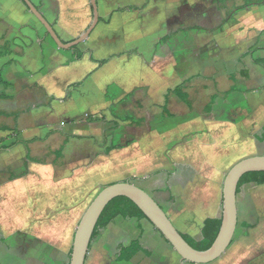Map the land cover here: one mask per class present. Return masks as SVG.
Segmentation results:
<instances>
[{
    "label": "crops",
    "instance_id": "0c3cea01",
    "mask_svg": "<svg viewBox=\"0 0 264 264\" xmlns=\"http://www.w3.org/2000/svg\"><path fill=\"white\" fill-rule=\"evenodd\" d=\"M32 1L40 6L64 41L77 38L92 22L90 0ZM195 3L197 0H98L100 18H110V22L99 21L88 39L78 46L85 52L84 57L66 64L73 53L60 49L51 37H45L43 25L21 0H0V46L9 42L13 51L0 58L2 76L13 84L0 91L12 96L0 99V107L20 97L27 98L25 102L28 103L17 112L0 108L1 112L9 114L6 117L12 123V118L17 123L9 129L0 128V136L6 138L0 140V236L3 234L7 244L15 242L8 252L0 254L1 264H8L9 258L15 257L13 247H18L20 242L29 246L33 241L44 245L53 261L58 253L62 264H69L75 232L87 209L85 200L89 193L84 191L88 185L90 192L100 184L143 177L155 169L151 159L142 156L143 144L134 132L136 126L125 117L131 114L143 118L128 110L143 112L148 105L151 111L157 105L155 97L158 94L164 97L163 110L168 91L183 81H186L185 91L190 94L194 106L191 91L194 77L185 74L180 82L167 87L159 84L158 78L165 68L167 72L169 67H176L169 56L159 53L160 46L177 34L186 33H177V30L190 27L189 24H182L179 18L176 24L174 18L181 6ZM229 24L233 27L235 24V28H230L233 33L228 44L229 50L235 51L229 58L233 64L220 57L207 67L202 65L203 73H212L206 76L198 71V79L202 81L201 84L198 80L201 99L204 102L208 98V101L198 118L184 124L187 128L167 133L168 143L174 146L170 151L171 162L193 168L196 173L210 164L225 174L224 170L247 152L252 153L250 156L264 155V18L260 16L255 31L249 32V8H246L238 11ZM193 26L203 33L216 31L203 25ZM165 36L170 38L163 42ZM239 45L246 47L240 54ZM129 51L131 53H127ZM163 56L166 63L160 69L159 60ZM106 59H109L107 63L99 64ZM34 87L41 92L34 95L31 90ZM215 96L213 117L206 119L204 108ZM168 98L169 105L175 99L181 102L174 93L168 94ZM39 103L43 106L42 112L28 108L31 105L34 109ZM58 108L63 109L69 124L58 123L62 122L61 110L58 114L55 112ZM32 120L41 122L38 129L45 130L31 129L37 124L24 126ZM22 123L23 127H19ZM121 126L126 137L121 136L123 140L113 143L114 134L110 131ZM129 128L133 130L130 132ZM127 132L132 135L127 136ZM18 135L27 142L28 148L25 144L9 147ZM66 136L69 140L63 149V162L57 166L56 152ZM180 136L185 139L179 141ZM53 141L59 142L56 145ZM4 145L7 148L3 149ZM112 145L119 147L108 152ZM21 147L24 149L18 154H22L18 166L9 160ZM49 153L55 154V158L48 160L41 156ZM27 154L31 161H27ZM21 164L28 165V174L9 179L13 173L23 171H19ZM249 185L264 187L250 183L245 185L247 191ZM141 187L163 207L147 187ZM147 221H140V224H151ZM45 229L52 233L64 232L65 244L48 237ZM18 236H23L22 240ZM21 255L19 260L23 259Z\"/></svg>",
    "mask_w": 264,
    "mask_h": 264
},
{
    "label": "rangeland",
    "instance_id": "374dc122",
    "mask_svg": "<svg viewBox=\"0 0 264 264\" xmlns=\"http://www.w3.org/2000/svg\"><path fill=\"white\" fill-rule=\"evenodd\" d=\"M241 3L242 0H227L226 5L232 7L234 4ZM225 12L226 10L223 9V5L215 3L214 0H197V3L193 5L181 6L179 14L174 18L176 24H179L176 19L179 18L182 24H189L187 26L203 25L208 29L216 31L213 33H203L202 31L193 30L184 34H177L169 42L164 43L165 45L161 44L160 46L159 53L169 56L173 61V66L176 67H169L167 72L165 71L166 68L161 71L159 73L158 83H163V85L167 87L168 85L173 86L180 82L185 74L186 76L194 77L195 85L191 90L192 96L195 99L193 108L189 109L183 103L176 101L177 99L172 100L171 105H169V112L172 114V116H170L162 110L164 97L162 94H158L155 97L157 105L156 107L153 106L151 111H148V105H146L143 112L139 110L134 111L132 108L128 110L130 113H135L136 116H142L146 119H144L141 126H136L134 132L137 135V139L143 144L141 148L143 152L142 156L150 158L152 168H155L143 177H129L128 179L140 186L147 187V189H149L160 201L165 211H168L171 215L175 226L182 233L191 234L193 236H198L210 219H221L225 176L228 170L237 161L252 154L247 152L246 155L236 159V162H232L230 166L224 170L225 174L219 173V170L210 164H205V169L196 173L193 168L185 165L177 166V164H173L170 159V151L174 146L168 143L167 133L175 132V130L181 128H187L184 124L198 118L199 113L204 107V103L208 101V98H206L204 102L201 99L202 94L200 91L202 81L198 79L200 75L198 71L201 70L202 65L207 67L209 64H213L215 59H219L220 57L221 60L226 58L225 60L230 63L229 58L235 53L234 50H229L228 48L229 36L233 33L230 28H235V24L233 27L229 23H223ZM260 16L264 18V4L252 5L249 7V32L252 30L255 31V25L260 19ZM219 26H222V31L218 30ZM241 29L242 31L244 30L243 27H241ZM42 32H45L44 27H42ZM250 43L251 41H249V44ZM245 49L246 47L241 45L237 47L239 54ZM165 61L166 58L164 56L160 57V69L165 66ZM230 64L232 65L233 63L231 62ZM171 68H175L174 71H171ZM200 72L201 74L203 73L202 70ZM203 74L208 76L212 73L208 72ZM172 77L176 78L173 80L171 79ZM198 80L201 81V84ZM1 90H3V88L0 87V91ZM12 90L16 91V89H9L10 92ZM31 90L34 95H36V92H41L38 87L31 88ZM26 100L27 98L20 97L18 101L16 100L13 103L9 102L10 104L4 102L0 108L9 111L16 110L17 112L20 108L28 106V103L25 102ZM28 108L32 111L38 109L37 112H42L43 106L39 103L34 109H31V105ZM59 110H61L60 120H62V122L60 121L58 123L69 124V119L63 109H56V114L60 112ZM12 120L13 123L9 117L0 115V128L5 130L6 128L9 129L17 126L15 119L12 118ZM40 123L37 120H32L25 124L22 123L19 127H23V124L24 126L37 124L38 126L31 127V129H38V127L40 128ZM87 129L83 131H87ZM44 130L45 129H38L36 132H43ZM132 130L133 129H130L129 131L131 132ZM188 132H191V130ZM110 133L114 134V138L111 139L113 143L118 142V140H123L121 136L126 137L122 126L116 130H111ZM127 134V136L132 135L128 132ZM2 138L3 137L0 136V140ZM5 139L6 138H3L1 142ZM181 139L185 138L180 136L178 140L180 141ZM53 142L57 145L59 141ZM21 148L13 152L14 157L9 160L12 164L14 162L15 165L19 166V161H22V154H20L21 156L18 155L19 152L24 149V147ZM258 153L262 152L258 151ZM41 156L48 160L55 158V154L53 153ZM62 162L63 157L57 158V166H60ZM21 165L22 167H19L21 169L19 171L24 170L25 165ZM106 184L109 183L100 184L90 192L88 185L87 189L84 191L85 194L89 193L85 200L86 208L97 195L100 188ZM250 186L251 185H249V191H247V186H243L239 194V226L231 246L221 258L209 264H264V187ZM159 190H161V192ZM145 220H142V222H145ZM45 232L48 237H53V239L61 244H65L64 232L52 233L49 229H45ZM159 234L157 229L151 224L147 223L145 226L142 223L141 231L135 219L118 216L108 226L99 229V235L92 241L86 264H193L183 261L173 246L162 236L160 237ZM18 238L22 240L21 238H23V236H18ZM138 238L144 245V249L139 251L130 261H119L118 257L122 247L128 246L132 240ZM19 240L17 242H19ZM12 243L14 244L15 242L12 241L9 243L10 245L4 241L3 244L0 243V254L8 252V249L12 248ZM20 244L21 242L18 247L14 245L13 251L15 257L9 258L8 264H19L18 260L21 254L23 259L19 260L20 264H27L28 262L30 264H62L58 253L54 255L55 261H53L52 258L49 257L50 253L48 249L37 241H33L29 246H26L24 242L21 246Z\"/></svg>",
    "mask_w": 264,
    "mask_h": 264
},
{
    "label": "water",
    "instance_id": "95a60500",
    "mask_svg": "<svg viewBox=\"0 0 264 264\" xmlns=\"http://www.w3.org/2000/svg\"><path fill=\"white\" fill-rule=\"evenodd\" d=\"M43 25L56 45L70 50L84 43L99 23L98 0H90L93 18L88 28L74 40L61 39L53 24L48 21L32 0H21ZM264 172V155H252L237 161L227 172L223 184V210L221 225L212 245L205 250L193 247L175 226L170 216L157 200L140 185L130 181H116L104 185L88 205L74 236L69 264H86L94 231L107 206L117 198H128L146 216L147 220L173 246L183 261L209 264L221 258L231 246L239 226L238 186L244 175Z\"/></svg>",
    "mask_w": 264,
    "mask_h": 264
},
{
    "label": "trees",
    "instance_id": "16d2710c",
    "mask_svg": "<svg viewBox=\"0 0 264 264\" xmlns=\"http://www.w3.org/2000/svg\"><path fill=\"white\" fill-rule=\"evenodd\" d=\"M235 1V0H233ZM215 3H219L221 5H223V9L226 10L225 12V18H224V23H229L233 18L234 15L242 10V9H246L249 8L252 5H263L264 4V0H242V4L238 5V4H234L232 7H228L226 5L227 0H214ZM25 5V4H24ZM26 6V5H25ZM37 6V5H36ZM27 7V6H26ZM28 8V7H27ZM133 9H137L140 10L139 7H132ZM37 9L40 10V6H37ZM29 10V8H28ZM120 10H124V8H121ZM99 21H104L106 23L110 22V18L107 20H104L103 18H100ZM91 24V23H90ZM193 30H201L199 27L197 26H193V27H182L180 29L177 30V33L179 32H187V31H193ZM218 30H222V26H219ZM176 33V32H175ZM45 37H49L50 35L47 31H45ZM170 37L165 36L163 38V42L167 41ZM43 41V40H42ZM69 42V41H66ZM69 51H71L73 53L72 57L66 62V64H70L74 61L80 60L84 57L85 52L80 51L78 46L73 47L72 49H70ZM12 50L10 47V43L9 42H5L2 46H0V58L10 55L12 54ZM127 53H131L130 51ZM92 58V57H91ZM109 61V59L106 60H102L99 62L100 65H103L105 63H107ZM13 84H11L10 82L6 81L3 76H2V71L0 70V87H2L4 90H7L8 88L12 87ZM186 88V81H183L181 83H179L177 86H175L173 89H170L168 91V94L170 93H174L179 100L184 103L188 108L192 109L193 108V100L191 99V96L188 92L185 91ZM168 94L166 97V101H165V105L163 107V111L166 114H169L170 116H172V114L169 112V98H168ZM12 96L7 94L6 91H3L2 93H0V99H8L11 98ZM217 97H213L210 101L209 104H207L204 108V112L205 115L204 117L206 119H211L213 117V105L216 102ZM0 115H9L6 112H1L0 111ZM16 116L18 114H15ZM17 118V117H16ZM88 120H92V118H88ZM125 120L128 121L131 125L134 126H141L144 122L143 118H136L134 115H127L125 117ZM17 129V128H16ZM17 133H19L18 130H16ZM69 140V136H66V139L63 143V145L61 146L60 150L58 152H56V157L57 158H62L63 157V149L65 147V145L68 143ZM18 144H25L27 146V142L22 140V137H20L19 135L17 137L14 138L13 142L9 144V147H13L16 146ZM118 145H112L110 147V150L108 152H110L113 149L118 148ZM7 148V145L3 146V149ZM28 148V146H27ZM27 161H31V157L29 154H27ZM29 170H28V165H26L24 167V170L20 173H13L11 178L12 179L14 177H21L23 175L28 174ZM250 183H256L258 185H264V172H251V173H247L246 175L243 176V178L241 179L239 186H238V196L241 192V189L243 186L250 184ZM118 216L122 217V218H128V219H135L138 222L139 228L142 231V225L140 224V221H142L143 219H146V216L144 215V213L128 198H117L115 200H113L105 209L104 213L102 214L98 225L94 231V235H93V239H95L98 235H99V229L100 228H104L106 226H108L113 220H115ZM220 225H221V219H210L208 221V224L205 226V228H203L200 231V234L198 236H193L191 234H183V236L185 237V239L195 248L200 249V250H205L208 249L212 243L214 242L218 231L220 229ZM159 232V230H157ZM160 233V232H159ZM161 234V233H160ZM161 236L164 238V236L161 234ZM92 239V241H93ZM165 239V238H164ZM0 240L3 242H5V238L3 236H0ZM166 240V239H165ZM167 241V240H166ZM168 242V241H167ZM169 243V242H168ZM144 249V245L142 244V242L140 241V239H134L130 242V244L128 246L122 247L121 251H120V255L118 257L119 261H130L139 251H142ZM72 252V250H71ZM88 258V256H87ZM1 264V262H0Z\"/></svg>",
    "mask_w": 264,
    "mask_h": 264
},
{
    "label": "flooded vegetation",
    "instance_id": "af4514ba",
    "mask_svg": "<svg viewBox=\"0 0 264 264\" xmlns=\"http://www.w3.org/2000/svg\"><path fill=\"white\" fill-rule=\"evenodd\" d=\"M240 201V200H239ZM239 201H238V204H239Z\"/></svg>",
    "mask_w": 264,
    "mask_h": 264
}]
</instances>
